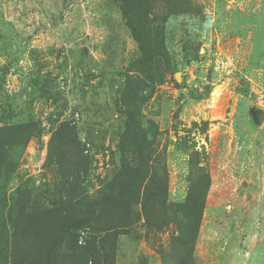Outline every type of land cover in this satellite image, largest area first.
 Returning <instances> with one entry per match:
<instances>
[{
  "label": "rangeland",
  "instance_id": "obj_1",
  "mask_svg": "<svg viewBox=\"0 0 264 264\" xmlns=\"http://www.w3.org/2000/svg\"><path fill=\"white\" fill-rule=\"evenodd\" d=\"M0 264H264V0H0Z\"/></svg>",
  "mask_w": 264,
  "mask_h": 264
},
{
  "label": "trees",
  "instance_id": "obj_2",
  "mask_svg": "<svg viewBox=\"0 0 264 264\" xmlns=\"http://www.w3.org/2000/svg\"><path fill=\"white\" fill-rule=\"evenodd\" d=\"M105 197L108 198V195L106 194ZM104 200L106 201V199H104Z\"/></svg>",
  "mask_w": 264,
  "mask_h": 264
}]
</instances>
